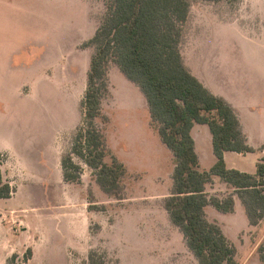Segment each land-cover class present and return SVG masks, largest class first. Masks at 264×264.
I'll return each instance as SVG.
<instances>
[{"label":"rangeland","instance_id":"rangeland-1","mask_svg":"<svg viewBox=\"0 0 264 264\" xmlns=\"http://www.w3.org/2000/svg\"><path fill=\"white\" fill-rule=\"evenodd\" d=\"M180 49L205 85L248 98L264 113V0H189ZM110 0H0V153L11 195L0 199V264H199L165 207L175 156L162 141L147 98L114 62L96 124L105 160L122 163L118 188L106 191L77 154L81 179L67 181L61 158L72 151L95 46L89 43ZM245 90V89H244ZM221 96V95H220ZM210 132V131H209ZM208 135L199 134L207 153ZM254 155L237 167L253 170ZM203 157V166L212 165ZM200 165L201 169H204ZM209 195L233 188L220 176ZM206 207L236 246L239 264H264V218ZM239 202V203H238ZM28 249L32 257L26 260Z\"/></svg>","mask_w":264,"mask_h":264},{"label":"trees","instance_id":"trees-1","mask_svg":"<svg viewBox=\"0 0 264 264\" xmlns=\"http://www.w3.org/2000/svg\"><path fill=\"white\" fill-rule=\"evenodd\" d=\"M189 11V0H110L106 17L89 40L95 51L82 100L83 119L72 151L61 158L63 175L67 181L81 179V165L73 157L77 154L97 170L98 182L106 191L112 192L121 183L125 168L117 160H105L106 143L96 124L108 91V64L114 61L145 94L159 135L175 156L173 187L165 199L171 220L183 232L199 264H239L236 246L219 224L208 219L206 207L234 212L237 193L250 224H259L264 218V156L255 173L227 166L225 151L254 148L247 142L234 107L213 93L183 61L180 44ZM195 123L207 124L212 133L216 161L209 169L200 168L192 135ZM1 162L0 153V199L12 192ZM214 176H220L234 192L226 197L209 195L206 187ZM32 254L28 249L25 259ZM21 262L14 253L7 263Z\"/></svg>","mask_w":264,"mask_h":264},{"label":"crops","instance_id":"crops-1","mask_svg":"<svg viewBox=\"0 0 264 264\" xmlns=\"http://www.w3.org/2000/svg\"><path fill=\"white\" fill-rule=\"evenodd\" d=\"M206 86L213 93L223 96L234 107L239 117L241 128L247 137V142L250 146L254 148L253 151H247V152H238L233 150L225 151L224 156L227 166L230 168H237L242 171H246L250 173H255L257 170V162L264 156V113L262 112L263 111L261 108L262 106L259 105L258 102L254 100L255 99L254 96H252L251 99L248 98L249 94L246 92V90L248 89L247 85L243 84L239 86L240 89L243 90L240 93L239 96L240 98H238L239 102L235 97V95L233 96L232 95L233 93H230L227 89H218L217 87H213V86L211 87L210 85H206ZM209 131H210L209 126L204 123H195L192 128V135L195 138V148L199 155L201 166H203V157L205 156L211 158L210 162H212V165L216 161V156L213 150L212 133L211 131L210 132ZM200 132H202L203 135H208V137H206L207 138L206 155H203V152L201 151L202 139L199 140ZM248 155H253V156L255 155L258 158L256 160V167L253 170H245L237 167L238 157L240 156L246 157ZM210 167L203 166L204 169H209ZM236 204H237V200L235 199V210H237Z\"/></svg>","mask_w":264,"mask_h":264}]
</instances>
